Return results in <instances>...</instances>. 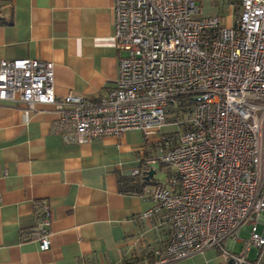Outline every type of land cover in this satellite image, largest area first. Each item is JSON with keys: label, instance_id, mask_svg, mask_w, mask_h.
<instances>
[{"label": "built area", "instance_id": "obj_1", "mask_svg": "<svg viewBox=\"0 0 264 264\" xmlns=\"http://www.w3.org/2000/svg\"><path fill=\"white\" fill-rule=\"evenodd\" d=\"M238 5L236 23L223 25L219 14L198 15L200 0H114L124 54L115 85L97 99L59 97L52 61L0 59V102L53 104L66 142L130 129L157 137L161 153L147 162L174 173L170 185L149 192L154 205L144 215L165 212L170 230L136 264H172L210 247L218 264H264V0ZM43 208L37 234L47 249L51 218Z\"/></svg>", "mask_w": 264, "mask_h": 264}, {"label": "crops", "instance_id": "obj_2", "mask_svg": "<svg viewBox=\"0 0 264 264\" xmlns=\"http://www.w3.org/2000/svg\"><path fill=\"white\" fill-rule=\"evenodd\" d=\"M114 19V0H0V59L52 61L59 97L97 99L115 85L124 54ZM58 116L50 103L0 102V264H125L161 246L167 214L144 215L155 186L126 184L133 169L155 170L147 161L161 153L157 137L130 129L69 143ZM44 204L47 249L37 234ZM219 254L210 247L172 264H218Z\"/></svg>", "mask_w": 264, "mask_h": 264}, {"label": "rangeland", "instance_id": "obj_3", "mask_svg": "<svg viewBox=\"0 0 264 264\" xmlns=\"http://www.w3.org/2000/svg\"><path fill=\"white\" fill-rule=\"evenodd\" d=\"M200 3L202 5V10L198 15L219 14L223 19V25H231L232 23H236L239 14L238 0H200ZM174 128L175 125H165L163 127L164 130H172ZM154 168L156 170L154 180L170 185L169 179L174 173V169L170 165H163V163L160 161H157V163L154 165ZM261 214L264 216V209ZM250 226V222L247 221L241 227L240 237L242 239H248ZM260 231H264V222L262 221L260 222ZM239 247L240 245L237 244V250L240 249ZM257 250L258 249L256 247H252L251 251L249 252L250 258H254L256 256Z\"/></svg>", "mask_w": 264, "mask_h": 264}, {"label": "trees", "instance_id": "obj_4", "mask_svg": "<svg viewBox=\"0 0 264 264\" xmlns=\"http://www.w3.org/2000/svg\"><path fill=\"white\" fill-rule=\"evenodd\" d=\"M169 120H173V118L169 117ZM146 165H147V167H146V170L144 171L143 174L133 175L135 177H130V178L126 179V182H127L126 184H128V187L130 190L138 191V190L142 189V186L144 185L143 183H147V182L149 184H153L154 186L161 183V182L155 181L154 176L149 177V171L153 170V169L149 167V164L146 163ZM163 165H164V163H163ZM140 259H141V255L134 257L131 261H126L125 264H136L139 262Z\"/></svg>", "mask_w": 264, "mask_h": 264}, {"label": "water", "instance_id": "obj_5", "mask_svg": "<svg viewBox=\"0 0 264 264\" xmlns=\"http://www.w3.org/2000/svg\"><path fill=\"white\" fill-rule=\"evenodd\" d=\"M155 172H156L155 170H150L149 171V177L154 176Z\"/></svg>", "mask_w": 264, "mask_h": 264}]
</instances>
